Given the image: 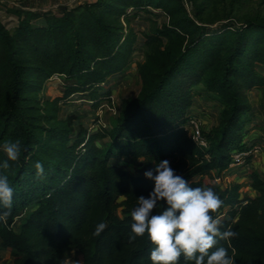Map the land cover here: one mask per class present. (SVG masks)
Masks as SVG:
<instances>
[{"label":"trees","instance_id":"obj_1","mask_svg":"<svg viewBox=\"0 0 264 264\" xmlns=\"http://www.w3.org/2000/svg\"><path fill=\"white\" fill-rule=\"evenodd\" d=\"M149 8L162 11L168 22L142 33L138 93L120 99L109 127L77 131L76 116L59 118L61 107L74 95L94 109L111 100L110 81L129 68L138 45L130 21ZM200 15L197 7L191 17L182 0H94L57 13L26 11L12 27L0 23V144L21 145L19 158L0 169L15 190L0 223V251H9L11 264H58L73 250L82 264H152L147 234L130 241L129 231L131 209L153 182L127 170L123 159L141 161L145 170L168 159L191 186L212 187L223 201L212 215L236 233L219 244L229 248L234 264H264V178L251 172L254 196H243L238 182L216 180L234 153L255 146L242 131L250 92L264 93L258 69L264 67V18L208 30ZM55 75L62 78L57 93L42 98ZM198 86L220 106L218 123L201 128L207 147L196 144L186 126L195 115ZM101 138L108 140L98 145ZM165 206L161 200L153 211ZM99 222L106 228L93 235Z\"/></svg>","mask_w":264,"mask_h":264},{"label":"rangeland","instance_id":"obj_2","mask_svg":"<svg viewBox=\"0 0 264 264\" xmlns=\"http://www.w3.org/2000/svg\"><path fill=\"white\" fill-rule=\"evenodd\" d=\"M23 0H0V8L8 14V26H12L13 17L19 15L18 10L23 7L33 8L34 0H24L25 4H21ZM85 2L86 0H74V2ZM182 4L188 14L193 17L198 7L201 11V21L208 30H215L223 26H238L248 19L264 18V0H182ZM64 5H57L55 9L60 10ZM23 10V9H22ZM150 11L140 12L134 15L130 21L131 28L137 33L138 45L133 54L130 66L122 74L115 76L110 81L112 87V96L110 101L104 103L97 109L90 106V103L82 95L72 96L68 103L61 107L59 118H64L68 115L76 116L74 127L78 131L84 128L87 133L92 130H100L104 127H109L113 117L117 113L116 107L120 99L125 96H135L140 87L141 81L137 73L138 65L144 60L145 48L141 43L142 33L150 32L159 27L161 24L168 22L167 16L160 10L149 8ZM26 11V10H25ZM132 13V9L128 10ZM121 24L124 26V21L121 19ZM259 71L264 74V67L259 66ZM60 76L50 78L43 90L39 93L42 98H51L57 93L61 84ZM263 91L260 89L252 90L249 94V104L251 110L248 113V123L245 125L242 135L247 144L260 146L257 154L251 157L250 161L237 166V169L227 174L224 173L221 178V183L228 184L235 181L241 184V194L248 196L250 192V174L257 172L262 174L264 178V106L262 104ZM220 106L215 97L206 93L202 87H196L194 94L193 114L200 120L204 129H209L216 125L219 120ZM108 139L101 138L97 140L98 145H103ZM125 161V159H123ZM121 161L130 172L144 173L145 167L141 161L137 163L125 164ZM122 198L119 199V201ZM122 207H118L116 213L121 214ZM20 219H16L14 227L19 226ZM12 257L9 252L2 255L0 264H10ZM58 264H82V257L76 250L70 251L58 262Z\"/></svg>","mask_w":264,"mask_h":264},{"label":"clouds","instance_id":"obj_3","mask_svg":"<svg viewBox=\"0 0 264 264\" xmlns=\"http://www.w3.org/2000/svg\"><path fill=\"white\" fill-rule=\"evenodd\" d=\"M0 151L6 156L0 160V169H7L9 161L20 156V142L4 141ZM35 169L38 176L44 174L40 161ZM143 175L153 182V188L147 196L137 197L131 209L129 240L147 234L152 264H180L181 256L185 264H234L235 257L219 241H227L236 233L232 227L222 228L221 221L212 215L223 203L212 187L191 186L168 159L156 162ZM14 191L8 176L0 171V223L6 222L13 207ZM161 200L166 206L154 212ZM105 228V223H97L93 235L99 236Z\"/></svg>","mask_w":264,"mask_h":264},{"label":"built area","instance_id":"obj_4","mask_svg":"<svg viewBox=\"0 0 264 264\" xmlns=\"http://www.w3.org/2000/svg\"><path fill=\"white\" fill-rule=\"evenodd\" d=\"M8 21H9L8 14L6 13V11L0 8V23L5 25L6 27H10L7 24ZM186 126L188 127L190 131L191 138L193 139V141L201 147H207V141L201 134V128H202L201 120L196 115H192L189 118V121L186 124ZM260 148L261 147L257 145V146H254L253 149L250 151H242V152L234 153L232 156V162L230 163L228 171H226V173L229 174L235 169H237V166L244 164L245 157L251 153L254 156L255 154L259 152ZM216 180L217 182H221L220 178H217Z\"/></svg>","mask_w":264,"mask_h":264},{"label":"crops","instance_id":"obj_5","mask_svg":"<svg viewBox=\"0 0 264 264\" xmlns=\"http://www.w3.org/2000/svg\"><path fill=\"white\" fill-rule=\"evenodd\" d=\"M94 0H86L85 2H92ZM34 7L33 8H28V7H23L21 10H18L17 16L13 17L12 20H10L12 23V26H15L18 23L19 18L23 17L25 15L26 11H31L35 13H41V12H52V13H57L59 10L55 9V6L57 5H64L65 6H72L77 3H81L80 1L74 2V0H34ZM21 4H25L24 0L21 2ZM26 10V11H25ZM260 175H262L260 173ZM249 196H254L256 195V191L250 187V192L248 194ZM5 252H9L8 250L5 251H0V260H2V255ZM10 254V253H9ZM12 263V261H11ZM10 263V264H11Z\"/></svg>","mask_w":264,"mask_h":264}]
</instances>
